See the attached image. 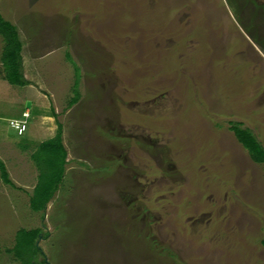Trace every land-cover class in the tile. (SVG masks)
I'll use <instances>...</instances> for the list:
<instances>
[{"label":"rangeland","instance_id":"obj_1","mask_svg":"<svg viewBox=\"0 0 264 264\" xmlns=\"http://www.w3.org/2000/svg\"><path fill=\"white\" fill-rule=\"evenodd\" d=\"M0 15L28 82L0 64V264L36 228L46 264H264V164L227 124L264 148V0H0ZM58 123L63 182L35 213L29 156Z\"/></svg>","mask_w":264,"mask_h":264},{"label":"trees","instance_id":"obj_2","mask_svg":"<svg viewBox=\"0 0 264 264\" xmlns=\"http://www.w3.org/2000/svg\"><path fill=\"white\" fill-rule=\"evenodd\" d=\"M0 39L2 48L0 64L3 73L2 81L13 87H24L28 84L21 74V43L14 25L6 21L0 15ZM67 61L73 65L74 81L71 92L72 97L68 100L67 108H71L79 100L78 68L71 62L68 54ZM228 130L232 132L235 140L246 151L249 159L255 164H264V148L256 140L252 132L242 128L237 122L228 121ZM23 136V135H22ZM23 149H27L26 146ZM30 159L37 171L36 183L29 197V209L32 212H42L46 204L52 199L61 186L64 178V166L66 164V151L62 145L61 125L57 124L55 135L44 142L37 144L30 153ZM0 179L14 187L8 179L4 164L0 160ZM42 234L41 229H19L14 234V243L11 249L6 250L19 264H46L43 255L36 245V241ZM264 243V242H263Z\"/></svg>","mask_w":264,"mask_h":264},{"label":"built area","instance_id":"obj_3","mask_svg":"<svg viewBox=\"0 0 264 264\" xmlns=\"http://www.w3.org/2000/svg\"><path fill=\"white\" fill-rule=\"evenodd\" d=\"M20 120H10L9 126L16 132L18 136H21L26 131V119L28 117L27 112H23Z\"/></svg>","mask_w":264,"mask_h":264},{"label":"clouds","instance_id":"obj_4","mask_svg":"<svg viewBox=\"0 0 264 264\" xmlns=\"http://www.w3.org/2000/svg\"><path fill=\"white\" fill-rule=\"evenodd\" d=\"M27 113H28V112H27ZM21 115H22V114H21ZM28 117H29V115H28ZM28 117H27V119H28ZM21 118H22V117H21ZM27 119H26V120H27ZM15 120H20V119H15ZM26 122H27V121H26ZM26 125H27V123H26ZM24 133H25V132H24ZM21 136H22V135H21Z\"/></svg>","mask_w":264,"mask_h":264},{"label":"water","instance_id":"obj_5","mask_svg":"<svg viewBox=\"0 0 264 264\" xmlns=\"http://www.w3.org/2000/svg\"><path fill=\"white\" fill-rule=\"evenodd\" d=\"M29 105H30L29 103H27V104H26V109H28V108H29Z\"/></svg>","mask_w":264,"mask_h":264},{"label":"crops","instance_id":"obj_6","mask_svg":"<svg viewBox=\"0 0 264 264\" xmlns=\"http://www.w3.org/2000/svg\"><path fill=\"white\" fill-rule=\"evenodd\" d=\"M23 112H28L27 110H25V111H22L21 113H23ZM29 113V112H28Z\"/></svg>","mask_w":264,"mask_h":264}]
</instances>
